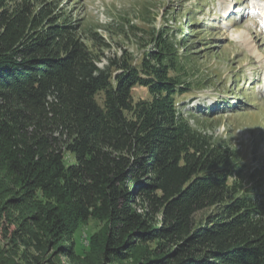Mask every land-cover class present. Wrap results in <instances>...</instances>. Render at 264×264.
<instances>
[{
	"label": "trees",
	"instance_id": "obj_1",
	"mask_svg": "<svg viewBox=\"0 0 264 264\" xmlns=\"http://www.w3.org/2000/svg\"><path fill=\"white\" fill-rule=\"evenodd\" d=\"M60 6L0 0V227L59 245L98 217L107 262L159 240L153 264H264V182L179 107L198 80L183 23L154 25L144 7L147 26L127 24L139 53L100 66L109 42Z\"/></svg>",
	"mask_w": 264,
	"mask_h": 264
},
{
	"label": "rangeland",
	"instance_id": "obj_2",
	"mask_svg": "<svg viewBox=\"0 0 264 264\" xmlns=\"http://www.w3.org/2000/svg\"><path fill=\"white\" fill-rule=\"evenodd\" d=\"M146 6L154 25L164 19L183 23L184 34L196 42L198 80L179 97L184 116L201 130L231 140L241 154L245 178L253 175L264 182V0H61L60 7L109 42L99 62L104 66L106 57L123 48L139 53L127 24L146 27L140 13ZM184 34L177 30L179 38ZM133 96L138 100L149 93L137 86ZM72 161L67 156L66 162ZM208 212H199L197 218ZM160 220L158 216L155 223ZM108 225V219L92 217L71 231L69 241L44 246L26 236L16 239L0 227V254L9 264H153L158 255L154 251L164 243L159 240L138 244L124 259L104 260Z\"/></svg>",
	"mask_w": 264,
	"mask_h": 264
}]
</instances>
